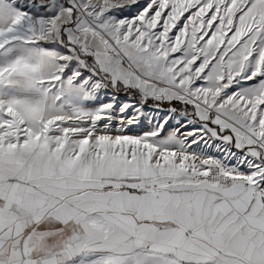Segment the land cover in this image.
Here are the masks:
<instances>
[{
  "label": "snow or ice",
  "instance_id": "snow-or-ice-1",
  "mask_svg": "<svg viewBox=\"0 0 264 264\" xmlns=\"http://www.w3.org/2000/svg\"><path fill=\"white\" fill-rule=\"evenodd\" d=\"M0 264H264V0H0Z\"/></svg>",
  "mask_w": 264,
  "mask_h": 264
},
{
  "label": "rangeland",
  "instance_id": "rangeland-1",
  "mask_svg": "<svg viewBox=\"0 0 264 264\" xmlns=\"http://www.w3.org/2000/svg\"><path fill=\"white\" fill-rule=\"evenodd\" d=\"M121 99H123V97H121ZM144 112H150L149 115H151V117H154V116H155V110L152 109V108H150V107H147V106H146V107L144 108ZM160 115L163 116L164 113L161 112ZM213 151H215L214 148H209V149L207 150L208 154L213 153Z\"/></svg>",
  "mask_w": 264,
  "mask_h": 264
},
{
  "label": "bare ground",
  "instance_id": "bare-ground-1",
  "mask_svg": "<svg viewBox=\"0 0 264 264\" xmlns=\"http://www.w3.org/2000/svg\"><path fill=\"white\" fill-rule=\"evenodd\" d=\"M150 112H145L146 116L145 118H142V124L147 127L149 125V118H151V115H149ZM174 123V122H173ZM209 148H206L205 150L207 151Z\"/></svg>",
  "mask_w": 264,
  "mask_h": 264
},
{
  "label": "built area",
  "instance_id": "built-area-1",
  "mask_svg": "<svg viewBox=\"0 0 264 264\" xmlns=\"http://www.w3.org/2000/svg\"><path fill=\"white\" fill-rule=\"evenodd\" d=\"M211 154H215V151H213V153H211Z\"/></svg>",
  "mask_w": 264,
  "mask_h": 264
}]
</instances>
